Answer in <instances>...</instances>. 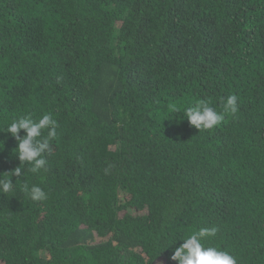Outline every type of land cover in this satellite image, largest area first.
<instances>
[{"label": "trees", "instance_id": "obj_1", "mask_svg": "<svg viewBox=\"0 0 264 264\" xmlns=\"http://www.w3.org/2000/svg\"><path fill=\"white\" fill-rule=\"evenodd\" d=\"M232 94L212 130L176 114ZM47 112L49 170L22 179L48 199L0 195V264H178L213 226L264 264V0H0V128Z\"/></svg>", "mask_w": 264, "mask_h": 264}, {"label": "clouds", "instance_id": "obj_2", "mask_svg": "<svg viewBox=\"0 0 264 264\" xmlns=\"http://www.w3.org/2000/svg\"><path fill=\"white\" fill-rule=\"evenodd\" d=\"M223 111H217L210 106L209 102L201 101L194 106L186 108L182 113L184 119L191 126L201 131H209L219 127L226 119V115H235L238 112V97L235 94L221 98ZM58 121L51 112L44 113L39 118L27 114L11 119L6 126L0 128V132L10 134L17 142L13 155L20 161V166L13 171L0 174V195L7 197L13 194L17 187L33 202H41L48 199V193L36 184L30 186L27 180L22 178L31 173L35 176H42L47 173L49 161L47 155L53 150L52 142L58 136ZM21 132L25 135L21 136ZM0 152L4 144L0 142ZM26 168V170H25ZM110 169H106V172ZM13 177L18 178L13 183ZM219 229L213 227H202L188 235L182 236L179 240L171 242L172 246L177 241L183 243L174 249L171 256L172 261L178 264H238L237 257L227 249L213 246L212 241L217 236ZM171 246V247H172ZM169 247V248H171ZM168 248V249H169Z\"/></svg>", "mask_w": 264, "mask_h": 264}]
</instances>
